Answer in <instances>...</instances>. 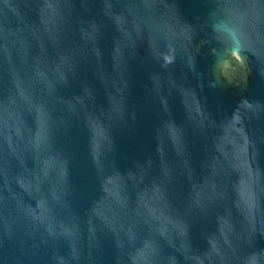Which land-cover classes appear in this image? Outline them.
<instances>
[{"label":"water","instance_id":"1","mask_svg":"<svg viewBox=\"0 0 264 264\" xmlns=\"http://www.w3.org/2000/svg\"><path fill=\"white\" fill-rule=\"evenodd\" d=\"M0 264H264V0H0Z\"/></svg>","mask_w":264,"mask_h":264},{"label":"clouds","instance_id":"2","mask_svg":"<svg viewBox=\"0 0 264 264\" xmlns=\"http://www.w3.org/2000/svg\"><path fill=\"white\" fill-rule=\"evenodd\" d=\"M213 30L217 31L218 26H213ZM221 35L226 34L229 42V51L232 55L238 56L239 52L244 47L245 36L241 29L239 28H228L224 27Z\"/></svg>","mask_w":264,"mask_h":264}]
</instances>
